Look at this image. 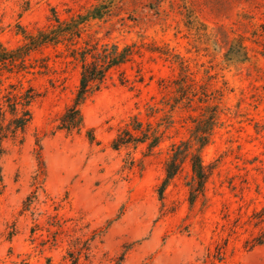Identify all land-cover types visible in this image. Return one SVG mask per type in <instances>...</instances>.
<instances>
[{"label":"rangeland","instance_id":"rangeland-1","mask_svg":"<svg viewBox=\"0 0 264 264\" xmlns=\"http://www.w3.org/2000/svg\"><path fill=\"white\" fill-rule=\"evenodd\" d=\"M98 1L0 0V41L14 49L22 29L46 26L53 8L65 19L66 9ZM112 27L104 43L136 44L142 56L113 70L83 104L79 134L58 129L79 66L47 47L32 63L48 57L49 72L12 76L40 97L24 141L8 142L0 160V264H264V0H119L111 21L94 30L103 37ZM239 37L250 61L228 64L224 55ZM183 70L197 91L208 84L224 95L220 125L201 153L204 192L193 204L188 162L163 202L158 193L171 146L190 139L201 113L171 107ZM121 76L131 83L122 85ZM136 115L164 131L162 143L153 153L146 145L113 150L118 130ZM39 151L46 176L36 186Z\"/></svg>","mask_w":264,"mask_h":264},{"label":"trees","instance_id":"trees-1","mask_svg":"<svg viewBox=\"0 0 264 264\" xmlns=\"http://www.w3.org/2000/svg\"><path fill=\"white\" fill-rule=\"evenodd\" d=\"M117 1L119 0H100L79 11L66 9L68 16L65 19L57 9L53 8L46 26L35 32L22 29L24 42L20 46L9 49L0 41V76L5 73L11 75L4 79L0 78V160L8 152L6 147L8 142L24 141L26 130L33 121V106L40 97L32 86L26 87L19 79L16 82L12 81V76L17 78L19 75L30 74L31 70L36 68L45 69L46 72L51 69L46 64L48 57L43 60L45 64L36 67V64L32 63L35 54L42 53L44 48L52 47L57 51L59 58L63 57L69 60V63L80 67L79 85L73 103L59 118L58 129L69 134L82 132L84 117L81 107L91 96L107 86L110 73L133 62L136 56H142L143 47H137L136 44L121 47L117 43H104V40L115 31L114 27L109 29V32L106 31L103 37L100 36L101 32L94 30L96 25L111 21ZM260 37L263 38L264 33ZM244 41L243 37H239L229 43L224 55L228 64L238 65L250 61L248 47ZM60 48L63 50L58 51ZM146 50L152 53L157 51L154 47H148ZM262 55L264 57V51ZM138 82L142 81L135 80L132 83ZM120 83L126 85L131 82L126 76H121ZM175 84L179 87L178 90L182 91H179L171 107L173 109L199 107L201 113L192 119L194 127L190 139L171 146V154L165 163V177L158 193L160 201L163 202L167 188L182 171L185 162H188L193 174V184L190 187V201L193 204L197 196L204 192L208 175L201 153L210 144L214 130L220 125L224 95L219 90L210 91L208 84L200 86L201 91H197L198 83L189 77L187 71L180 80L175 81ZM156 110V106L150 105L147 107V116L153 117ZM168 119V127H171L173 121L171 117ZM88 136L91 142L95 141L91 132H88ZM163 137L164 131L151 122L144 123L136 115L130 119L129 124L118 130L111 142V148L120 151L146 145L148 153H153L162 143ZM37 159L39 170L34 178L36 186L40 184V179L46 176L40 151L37 152ZM39 189L37 187V190ZM37 190L33 192L31 202L32 199H38ZM28 207L30 203L26 204V208ZM261 244L262 241L257 243V245Z\"/></svg>","mask_w":264,"mask_h":264}]
</instances>
